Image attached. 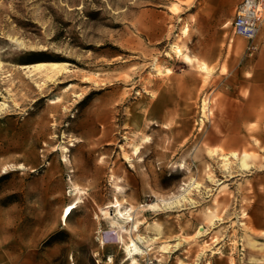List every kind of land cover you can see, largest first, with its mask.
Masks as SVG:
<instances>
[{
  "label": "rangeland",
  "instance_id": "374dc122",
  "mask_svg": "<svg viewBox=\"0 0 264 264\" xmlns=\"http://www.w3.org/2000/svg\"><path fill=\"white\" fill-rule=\"evenodd\" d=\"M220 2L0 0V264H134L132 242L135 264H264V128L219 142L263 35L249 51ZM40 61L68 65L20 67Z\"/></svg>",
  "mask_w": 264,
  "mask_h": 264
},
{
  "label": "crops",
  "instance_id": "0c3cea01",
  "mask_svg": "<svg viewBox=\"0 0 264 264\" xmlns=\"http://www.w3.org/2000/svg\"><path fill=\"white\" fill-rule=\"evenodd\" d=\"M222 1L223 2H220L218 5V11H232L234 9L235 13L236 6L242 0ZM219 14L220 13H218V15ZM259 34L263 35V37H260L259 40H257V43L264 44V24L260 28ZM198 60L200 66L203 63L207 64L205 61H201L200 59ZM238 69H240L243 74L246 72L249 73L251 75V80L247 85L241 86V91L244 93L242 92L241 96H237V101L234 102L235 108L233 110H228V112H232L234 114V118H230L228 120V124H224V127L241 130L243 134H235L236 136H229L225 139L221 138L219 142L224 148H232L245 144L247 137V133L245 131L251 128L252 124H256V126L261 129L264 128V48H262L261 51L257 53V56L252 63H249V61L246 59L242 60ZM191 76L195 78L193 81L194 83L186 84L183 87H178L177 84L173 86L174 90L179 93L180 98H182L181 96L184 93L187 94L188 91H191L192 94H194V92L199 88L201 83L200 77L194 72L191 73ZM171 90H173L172 87L161 88L158 98H156L153 104H151L152 109L155 111L154 119L161 124H166L169 120H171V118L174 117V114L177 112L179 115L183 114V102H181V100H178V98L175 100V102H170L167 100L165 96L166 91L171 92ZM216 146L217 145H214V147ZM213 150H217L218 152L215 153ZM220 150L221 149H211L210 153L212 155L218 154L221 157L223 155H228L229 157L230 155L237 154V151H232L230 153L221 155Z\"/></svg>",
  "mask_w": 264,
  "mask_h": 264
},
{
  "label": "built area",
  "instance_id": "2783aa9c",
  "mask_svg": "<svg viewBox=\"0 0 264 264\" xmlns=\"http://www.w3.org/2000/svg\"><path fill=\"white\" fill-rule=\"evenodd\" d=\"M264 23V0H242L235 9L231 25L235 34L249 40L248 50L255 52L258 46L254 39Z\"/></svg>",
  "mask_w": 264,
  "mask_h": 264
},
{
  "label": "bare ground",
  "instance_id": "6f19581e",
  "mask_svg": "<svg viewBox=\"0 0 264 264\" xmlns=\"http://www.w3.org/2000/svg\"><path fill=\"white\" fill-rule=\"evenodd\" d=\"M19 45L22 47V43L19 42ZM179 49V48H178ZM179 54H181L180 51H178ZM1 65V64H0ZM68 65V63H59V62H46V61H40V62H35V63H31V64H24L20 65L21 68H29L31 71H38V72H43L46 73V75L48 76V80H54L56 78V73H58L59 75L62 74V68L66 69V66ZM202 69L205 71H209L210 68L208 67L207 64H202L201 65ZM53 82V81H52ZM55 82V81H54ZM42 87V86H41ZM70 88V86H67L65 88V90H68ZM61 98H55V99H51V102L55 103L60 101ZM4 106H6V103H0V109L3 108ZM205 109V107H204ZM205 112V111H204ZM64 151H68V148L65 147ZM135 151L139 152L140 151V147H135ZM215 153L217 152V150H213ZM223 157L225 159H228V155H223ZM64 160H68L67 157H64ZM193 187L199 188L201 185L198 181L194 182L193 181ZM116 214L119 217V219H121V222H126L129 219V216H126V213H124L123 210H116ZM72 212V209L69 207L68 210L66 211V215H70V213ZM219 219V218H218ZM215 220V219H214ZM214 223V222H213ZM200 232V231H199ZM164 249L169 248V246H164ZM144 250L141 249L135 242H132V245L128 246V259H131L132 262L135 264L137 262V256L140 254H143ZM138 264V263H137Z\"/></svg>",
  "mask_w": 264,
  "mask_h": 264
}]
</instances>
